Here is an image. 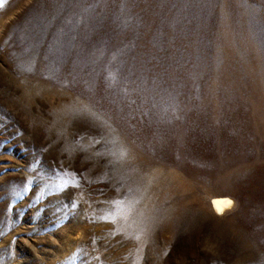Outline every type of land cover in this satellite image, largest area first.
<instances>
[{
  "label": "rangeland",
  "instance_id": "rangeland-1",
  "mask_svg": "<svg viewBox=\"0 0 264 264\" xmlns=\"http://www.w3.org/2000/svg\"><path fill=\"white\" fill-rule=\"evenodd\" d=\"M0 264H264V0H0Z\"/></svg>",
  "mask_w": 264,
  "mask_h": 264
},
{
  "label": "bare ground",
  "instance_id": "bare-ground-1",
  "mask_svg": "<svg viewBox=\"0 0 264 264\" xmlns=\"http://www.w3.org/2000/svg\"><path fill=\"white\" fill-rule=\"evenodd\" d=\"M225 201H231L230 206L225 205ZM235 205V200L231 197L227 196H215L212 197V201H210L209 207L214 215L220 216L225 214L229 209L233 208Z\"/></svg>",
  "mask_w": 264,
  "mask_h": 264
},
{
  "label": "snow or ice",
  "instance_id": "snow-or-ice-1",
  "mask_svg": "<svg viewBox=\"0 0 264 264\" xmlns=\"http://www.w3.org/2000/svg\"><path fill=\"white\" fill-rule=\"evenodd\" d=\"M226 206H230L231 205V201H225L224 202Z\"/></svg>",
  "mask_w": 264,
  "mask_h": 264
}]
</instances>
